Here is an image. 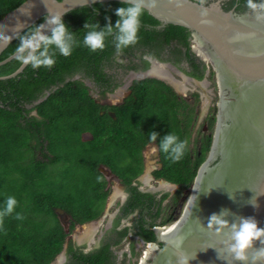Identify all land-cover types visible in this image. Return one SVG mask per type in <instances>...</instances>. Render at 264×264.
Returning <instances> with one entry per match:
<instances>
[{
	"label": "trees",
	"instance_id": "obj_1",
	"mask_svg": "<svg viewBox=\"0 0 264 264\" xmlns=\"http://www.w3.org/2000/svg\"><path fill=\"white\" fill-rule=\"evenodd\" d=\"M22 1L0 0V17ZM248 1L231 0L224 8L236 3V8L242 9ZM127 4L131 3L99 1L64 13L66 40L73 51L65 57L48 46L46 54L55 58L51 67L27 64L16 75L4 78L21 63L13 57L0 64V207L8 196L18 201L12 213L0 218V264H51L63 248V264H124L125 253L122 262L113 247L129 233L154 241L149 226L156 224L168 195L157 198L155 193L142 192L131 184L141 173L146 144L155 142L158 146L162 167L155 176L178 184L174 200L190 187L206 157L211 135L204 133L198 150L190 146L193 108L186 114L179 111L184 100L170 86L155 79L134 80L131 93L122 101H99L121 85L118 68L123 74L146 69L149 62L145 55L176 63L185 59L191 66L189 73L198 78L206 69L190 50L188 28L173 23L160 27L161 21L145 8L137 42L117 55L114 26L119 18L115 10ZM43 19L19 33L0 53V61L14 53L21 37L39 27ZM86 24L97 25L96 31L113 26L104 37L103 50L92 52L84 46V36L90 30ZM42 51L43 44L35 54ZM119 57L125 60L118 62ZM209 124L211 129L212 119ZM153 132L157 134L154 141L149 139ZM170 133L187 140L185 155L177 163L171 162L170 150L160 148ZM102 167L123 181L128 197L99 244L84 251L66 238L77 224L101 216L109 193ZM56 207L64 210L67 225L60 221ZM134 211L137 214L131 226L120 227V221ZM17 212L22 213V220L14 218ZM134 242L132 238V250Z\"/></svg>",
	"mask_w": 264,
	"mask_h": 264
},
{
	"label": "water",
	"instance_id": "obj_2",
	"mask_svg": "<svg viewBox=\"0 0 264 264\" xmlns=\"http://www.w3.org/2000/svg\"><path fill=\"white\" fill-rule=\"evenodd\" d=\"M99 1L110 0L22 1L0 17V53L40 17L44 16L40 33L46 36L55 26L48 22L51 17ZM144 8L161 21L160 26L188 28L193 43L200 41L208 55L205 61L217 72L220 90L207 156L196 171L181 215L157 230L162 246L147 256L145 264H179L183 256L189 257L188 264H264V234L245 250L246 259L234 258L231 250L232 226L242 218H252L264 229V6L252 18L235 17L217 2L199 0H145ZM13 57L15 52L0 64ZM153 70L144 74H158ZM55 212L65 224L64 210L56 207ZM214 214L223 223L210 222ZM55 260L62 262L63 252Z\"/></svg>",
	"mask_w": 264,
	"mask_h": 264
},
{
	"label": "flooded vegetation",
	"instance_id": "obj_3",
	"mask_svg": "<svg viewBox=\"0 0 264 264\" xmlns=\"http://www.w3.org/2000/svg\"><path fill=\"white\" fill-rule=\"evenodd\" d=\"M199 1H203L204 4H209L211 2H217V4L225 12L230 11V12H232V14L235 17L245 16L247 18L255 17L258 11L259 12L263 11V6H264V0H256L255 2H252V0H251V3L256 5L254 8H251L248 6V4H249V1H248L246 3V6L242 9H237L236 3H233L232 6H230L229 8H224V6L228 2H230L231 0H199ZM189 41H190V50L195 54L196 61L201 63L200 67L202 65H205V67H206L203 77L198 78L195 75L190 74L189 72H190L191 66L188 63V61H186L185 59H182L180 62L176 63V62L172 61V59L164 60V59H160L157 57L145 55L144 58L149 62V65L144 70H128L125 74H123L122 68H118V71H120V75H122V83H121V85L116 87V89L113 92L107 93V95H106L107 100L105 99L106 100L105 103L115 104V103L122 101V99L125 96H127L128 94L131 93V84L133 83L134 80H143L146 78L158 80V81L162 82L163 84L170 86L171 89L178 95V97H180L181 99L184 100V107L183 108L181 107L179 109V111L181 110L184 114H186L190 108H193L192 123H191L192 130L190 132V139H191L190 141L192 144L190 146L194 147L193 143H194L195 139L192 137L193 128L195 130V128H197V126L199 125L200 122H203L202 124H203V128L205 129L204 131H206V133L208 132V134L211 135V139H212L213 129H214V125L216 122L217 104H218V101L220 99V90H219L218 81H217V72L212 68V66L210 65L209 62L205 61L207 59L208 55L206 54V52L204 50H202L199 43H198V45H196V43L195 44L193 43L191 32L189 35ZM165 56H167V54H165ZM124 60L121 59L120 57L117 58L118 62H123ZM153 60H157V62L153 63ZM153 68L158 69L157 70L158 74H156V73H151L149 75L144 74V72L151 71ZM208 77H213L214 81H215L214 92L213 91L209 92V93H213V95H212V96H214L213 102L209 101V98H211V97H208L207 91L204 87L205 85L209 84L207 82ZM75 78H77V76ZM177 78H179V79H177ZM180 79H181V81H180ZM181 83H184L183 84L184 87ZM86 84L89 86L91 85L89 81H86ZM188 86L194 88V92L192 94L194 95L195 99L200 102L198 111L193 106H189L185 102V98L180 96V94L183 93L184 90L189 89ZM198 89H202L203 92L201 93ZM92 90H93V94L95 96H97L96 92L94 91L95 88L93 86H92ZM201 94H202V96H201ZM120 95H122V96H121V99L119 101L109 102L110 97H115V96H120ZM202 98L205 99V102ZM101 102H103V101H101ZM211 119L213 122V124H212L213 127L211 129H209V126H210L209 122ZM203 135L204 134H202V136ZM144 149L150 150V152L148 153L149 154L148 157L145 155ZM144 149L142 150V153H141V155H142L141 173H139L135 178L132 179L131 184L133 186H136L138 188V190H140L142 192L155 193L157 198H160L164 193H167L168 195L162 202V211H161L160 217H158L156 220V224L149 226V228L155 234V240L154 241H144L141 238H139L138 236L132 237L131 233H129L122 240L120 245L113 247V251L117 255V258L120 261H122L123 254L125 253L126 258L124 259V264H131L132 262L136 263V264H145V261H146L145 259H147V256H149L152 251H154V250H156L162 246L161 241L157 238L156 232H157V230H159L163 226L169 225L173 221L172 220L170 222V219L168 217H165L164 210H166V207L170 208V210L173 209L172 208L173 204L175 205L177 203V201L179 199V195L181 194L180 193L178 195L177 199L174 200V196L176 195V192L178 189V184L172 183L163 177H156L155 176V173L158 170H160L162 167V163L160 160V155H159V150H158L157 144L155 142H150V143L146 144ZM198 154H199V152H198ZM206 156H207V154H206ZM104 170H105V173L104 172L103 173H104L106 180H107V188L109 189V193H108V196L106 198V203L104 205V209H103L100 217H102L104 215H109L108 217H110V219H107V224L104 226V228H102V230H100L99 237L93 246L90 245V242L87 243V241H84L83 243L75 242L74 241L75 235L72 234V236L70 238L73 240V242L76 245L82 246L84 251H89L93 247H95L99 244L101 237L111 227L113 220L118 215L120 208L122 207V205L124 204V202L126 201V199L128 197V192L126 191V188L124 186L123 181L120 178L116 177L115 175H112V173L107 168L104 167ZM108 174H110L109 176H111V177L106 176ZM146 174H147V176H146ZM110 180H112V181L109 182ZM150 180H152L155 185L151 184ZM115 183L117 184L116 188L119 191L118 192L119 196L117 197L118 198L117 203L113 204V203H110L112 201L109 198L114 197V195H112V196H109V195H110V192L115 190ZM113 184H114V186H113ZM191 184H190V187H191ZM190 187H189V192H190ZM185 202L186 201H184V203ZM109 205L110 206L115 205V208L111 212V214H108V211H107V208ZM183 207H184V204H183ZM183 207H182V209H183ZM182 209L180 211V215H181ZM136 214H137L136 211H134L133 213L129 214L127 217L123 218L120 221V227L131 226L132 220L135 218ZM170 216L171 215L169 213V217ZM65 224L67 225V223H65ZM132 238L135 240L133 250L131 249V239ZM150 246H152V247H150ZM137 247L139 248V250H137ZM137 251H138V254H137ZM61 252H63L64 260L62 262H57L56 264H63V262L66 259L65 248H63V250Z\"/></svg>",
	"mask_w": 264,
	"mask_h": 264
},
{
	"label": "clouds",
	"instance_id": "obj_4",
	"mask_svg": "<svg viewBox=\"0 0 264 264\" xmlns=\"http://www.w3.org/2000/svg\"><path fill=\"white\" fill-rule=\"evenodd\" d=\"M145 0H134L133 3L126 6L119 7L115 10V15L119 18L115 23L116 35V50L117 55L119 53L137 42L138 29L140 26V17L144 12ZM249 7L254 8L256 5L249 0ZM50 24H54L50 36H45L40 33L39 27L34 28L29 34L21 37L20 43L15 50V59L21 64H31L33 68L40 66L51 67L55 63L54 55L46 54L48 46H54L60 55L65 57L71 55L73 48L66 40L67 27L63 23L60 16H53L48 21ZM97 25H85V28L90 29L84 36V46L92 52L96 50H103L105 48L104 37L107 33H111L114 29L112 25H106L102 31H96ZM41 44L44 45L45 51H42L39 55L35 54V49L40 48ZM156 133L150 134L149 139L154 141L156 139ZM187 147V140H181L175 134L166 135L160 148L164 152H169L172 163L179 162L185 155ZM99 180L100 178L97 177ZM251 202V201H250ZM18 204L17 199L14 196H8L5 198L4 204L0 207V218L8 216L14 211ZM15 219L22 220L24 217L22 213L17 212ZM210 222L215 224H221L223 221L219 216L213 215L210 218ZM231 250L234 253L236 259H246L245 250L250 248L252 241L259 238L264 234V229L257 227V224L252 218H242L239 225H233ZM179 245L177 244V247ZM146 260V259H145ZM189 257H181L179 264H188Z\"/></svg>",
	"mask_w": 264,
	"mask_h": 264
},
{
	"label": "rangeland",
	"instance_id": "obj_5",
	"mask_svg": "<svg viewBox=\"0 0 264 264\" xmlns=\"http://www.w3.org/2000/svg\"><path fill=\"white\" fill-rule=\"evenodd\" d=\"M177 79H179V78H177ZM180 81H181V79H180ZM207 82L209 84L208 85H205L204 87H205V89L207 91L208 97H211V98H209V101L213 102V100H214L213 99L214 96H212L213 93H209V92H211V91L214 92V90H215L214 89L215 88L214 78L213 77H208L207 78ZM181 84L183 85L184 83H181ZM183 87H184V85H183ZM198 90L201 93L203 92L202 89H198ZM193 92H194V88L193 87H189L188 90H184L183 93H181V94L179 93V94H180V96H182L183 98H185V102L189 106H193L198 111L200 102L195 99L194 95L192 94ZM121 96L122 95L115 96V97H110V101L109 102H117V101H119L121 99ZM201 96H202V94H201ZM106 100H99V101L100 102L101 101L104 102ZM203 100L205 102V99H203ZM202 123L203 122H200L199 125L197 126V128H195V130L193 128L192 137L195 139L194 140V143H193L195 150H198L199 149V146H200V137L202 136V134L206 133V131H204L205 129L203 128V124ZM191 144L192 143L190 141V145ZM149 152H150L149 149H144V153H145V155L147 157L149 156V154H148ZM109 175L110 174H108L106 176H109ZM146 176H147V174H146ZM109 177H111V176H109ZM111 181L112 180H110L109 182H111ZM150 183L153 184V185H155L152 180H150ZM116 185L117 184L115 183V190L112 191V192H110V195H109V196L114 195V197L109 198L112 201L110 203H113V204L114 203H117V199H118L117 197L119 196V193H118L119 191L117 190ZM113 186H114V184H113ZM188 194H189V188L188 189H184L181 192V194L179 195V199H178L177 203L175 205L173 204V207H172L173 209L170 210V208L166 207V210H164V215H165V217H168L170 219V222L172 220L175 221L176 218L180 215V211H181V209L183 207V204H185L184 201H186V198H187ZM114 208H115V205H112V206L109 205L108 208H107L108 214H111V212L114 210ZM169 213L171 215L170 217H169ZM108 216L109 215H104V216H102V217H100V218H98L96 220H92V221L86 222L84 224H77L76 227H74V229L68 233L66 239L70 238L72 236V234H74L75 235V239L74 238L73 239H74L75 242L83 243L84 241H87V243L90 242V245L93 246L94 243L97 241V239L99 237L100 230H102V228H104V226L107 224V219H110V217H108ZM67 220H68V217H66V221ZM137 250H139L138 247H137ZM137 254H138V251H137ZM55 262H56V260H54L52 262V264L53 263L55 264ZM131 264H136V263H133L132 262Z\"/></svg>",
	"mask_w": 264,
	"mask_h": 264
},
{
	"label": "bare ground",
	"instance_id": "obj_6",
	"mask_svg": "<svg viewBox=\"0 0 264 264\" xmlns=\"http://www.w3.org/2000/svg\"><path fill=\"white\" fill-rule=\"evenodd\" d=\"M198 43H199V45L201 46L200 41H199L198 39H196V45H198ZM201 48H202V50H203V47H202V46H201ZM157 70H158V69H154L153 71H154V72H157ZM86 233H87V232H86ZM88 233H89V232H88ZM81 237H82V236H81ZM81 237H80V238H81ZM150 247H152V246H150Z\"/></svg>",
	"mask_w": 264,
	"mask_h": 264
}]
</instances>
